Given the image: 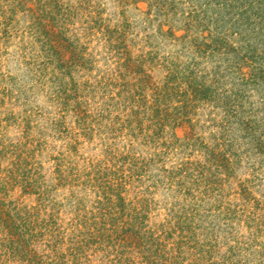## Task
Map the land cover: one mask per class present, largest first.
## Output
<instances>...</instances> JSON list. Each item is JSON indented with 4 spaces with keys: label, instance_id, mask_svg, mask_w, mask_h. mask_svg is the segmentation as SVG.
<instances>
[{
    "label": "trees",
    "instance_id": "trees-1",
    "mask_svg": "<svg viewBox=\"0 0 264 264\" xmlns=\"http://www.w3.org/2000/svg\"><path fill=\"white\" fill-rule=\"evenodd\" d=\"M111 4L0 0V49L14 39L54 106L49 130L69 139L43 171L0 118V264H264V168L248 161L264 163V0ZM1 66L0 105L14 103ZM94 134L99 157L73 160Z\"/></svg>",
    "mask_w": 264,
    "mask_h": 264
},
{
    "label": "rangeland",
    "instance_id": "rangeland-1",
    "mask_svg": "<svg viewBox=\"0 0 264 264\" xmlns=\"http://www.w3.org/2000/svg\"><path fill=\"white\" fill-rule=\"evenodd\" d=\"M103 4H105V9L107 13H111L115 11L112 7L111 0H101ZM235 3H233L234 5ZM141 6V4H139ZM238 7L232 6V9H237ZM118 10V9H117ZM127 19L129 24L131 25L130 31H132L133 37H130L135 42H139V37L143 35L144 31L141 26V15L138 9H135L133 6H129L127 8ZM120 20V17L115 14L112 16L111 24H116ZM23 23L22 20L19 21L17 27H22ZM13 39V38H12ZM11 39V40H12ZM16 39V38H15ZM141 41V40H140ZM2 48L3 44H7L8 42L1 41ZM14 39L12 42L7 44V53H3L0 55L3 58V66L2 71L8 70L10 74H12L13 79L15 78L16 87L19 88L21 93L18 101L14 103H4L0 105V118L3 119V123L5 125L4 129V137L8 140H12L13 142L20 141V143L27 144L26 141H29L31 148H34L35 152H40L39 154L36 153L37 159H40L44 165L43 171H49L52 167L53 161L50 159L58 155L61 151L66 149L67 141L69 140L67 137H56V135L49 130L48 122L46 121L48 117H51L52 112L54 111V106L46 101L43 94L40 92L43 88H39V86H35L36 89L31 88V84L33 83V79L26 75L25 69L23 66H19V58L16 53V48L14 46ZM0 49L3 50V49ZM88 51H92L95 56V63L92 67V74L97 75V72L102 71L108 65L106 60L103 59V52L101 44L95 39H91L88 44ZM100 73V72H99ZM38 87V88H37ZM15 88V87H14ZM43 92V91H42ZM44 93V92H43ZM30 114L29 121L31 123H35L34 128L27 133V137H24L23 134V126L24 121L23 118L24 114ZM67 126L72 125V119L67 117L66 119ZM19 124V125H18ZM48 126V127H47ZM102 138V137H101ZM68 139V140H67ZM76 139L80 142L77 147H75L74 151L72 152L73 160H78L81 162L82 159H92L98 158V154L101 152L100 146V139L95 134L92 137H76ZM240 142V149L244 151L245 144L242 142L244 139L238 138ZM251 155V152L249 153ZM260 159V158H259ZM249 164L253 166L258 175H263V168L264 163H258V158L256 157L255 160L252 158L248 160ZM262 164V165H261ZM258 169V170H257Z\"/></svg>",
    "mask_w": 264,
    "mask_h": 264
}]
</instances>
